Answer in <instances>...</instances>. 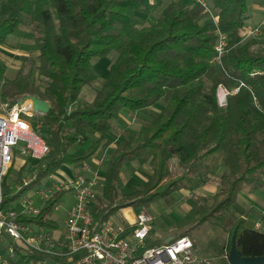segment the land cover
<instances>
[{
	"label": "trees",
	"instance_id": "trees-1",
	"mask_svg": "<svg viewBox=\"0 0 264 264\" xmlns=\"http://www.w3.org/2000/svg\"><path fill=\"white\" fill-rule=\"evenodd\" d=\"M210 1L205 2L216 14L215 22H201L202 6L176 0L152 25L143 26L135 13L149 14L150 7L142 0H0V47L25 22L38 51L19 57L13 79L5 77L0 65V106L27 96L50 105L49 112L38 117L47 152L39 160L35 179L11 192L10 170L2 180L1 207H13L61 167L86 164L122 110L142 112L148 118L138 131L122 129L107 151L101 193L91 207L95 221L146 209L180 191L193 195L223 167L217 191L210 197H195L196 220L179 235L189 237L193 228L212 229L211 264H228L233 234L243 257L263 256L264 232L247 227L252 209L237 202L244 189L264 190V52L242 44L248 0ZM216 29L228 37L220 64L213 62ZM112 51H117V58L95 99L74 106L82 88L97 79L92 61ZM219 87L227 92L223 107L218 103ZM160 102L165 109L153 111ZM89 130L97 138L82 152L70 153L74 145L89 140ZM126 163L147 166L151 177L141 190L117 204L118 177ZM173 163L178 174L172 173ZM65 194H55L39 215L18 220L57 232L53 208ZM161 245L159 241L149 247ZM14 249L9 264H37L49 258L30 249Z\"/></svg>",
	"mask_w": 264,
	"mask_h": 264
},
{
	"label": "built area",
	"instance_id": "built-area-1",
	"mask_svg": "<svg viewBox=\"0 0 264 264\" xmlns=\"http://www.w3.org/2000/svg\"><path fill=\"white\" fill-rule=\"evenodd\" d=\"M192 1L202 6L205 13H210L205 0ZM257 33L258 28L246 31L248 36ZM215 35L216 55L213 62L220 64L228 37L219 29L215 30ZM223 93L225 97L227 92L223 90ZM20 100L11 106H0V245L7 244L4 252L0 250V264L10 263L15 256V246L49 257L37 264H211L209 259L197 255L192 240L187 236L179 235L167 244L146 248L145 241L153 230L154 220L145 208L138 209L134 221L125 217L116 220L115 216L109 221H95L91 207L100 180L97 171L87 163L79 168L80 173L73 180L59 183L49 176L50 183L36 192L42 205L61 191L73 195L74 201L66 214L62 233L50 232L18 220L20 216L40 214L42 205L36 206L25 195L17 201V210L12 206L2 208L3 178L10 170L15 169L17 175L25 169L26 173H23L20 181L9 184L11 192L19 191L35 179L39 163L30 162H38L47 152L41 121L38 120L41 115L33 110L30 100L19 104ZM220 105L224 106L223 100ZM60 204L54 206V212ZM252 228L259 230L261 224L255 222Z\"/></svg>",
	"mask_w": 264,
	"mask_h": 264
},
{
	"label": "rangeland",
	"instance_id": "rangeland-1",
	"mask_svg": "<svg viewBox=\"0 0 264 264\" xmlns=\"http://www.w3.org/2000/svg\"><path fill=\"white\" fill-rule=\"evenodd\" d=\"M209 4L211 3L208 0ZM210 13L207 14L206 20H216V14L212 11L210 5L208 6ZM160 16V11H155L151 15V19L148 25H152L156 19ZM202 22V21H201ZM246 28L242 33V44L248 43L250 48L255 51L264 52V25L262 28H258V33L255 36H248L246 34ZM38 54L36 45L31 35V28L27 23H23L19 30L12 36H10L6 42L0 47V65L4 68L5 77L7 79H13L16 71L20 65L19 57L22 55L35 56ZM117 51H112L108 56L103 58H96L92 61V68L97 75L96 81L82 88L77 100L74 104L76 107H81L86 103H91L96 97V91L103 86L104 79L109 71L110 66L117 58ZM221 87L217 89V98L220 105L221 100L224 99V93ZM221 106V105H220ZM153 111L161 112L165 109V104L160 102L151 108ZM147 115L142 112L130 113L127 110H122L118 119L111 122V130L108 133L112 136L113 140H117L122 129L126 128L133 132H137L141 122L147 119ZM89 140L82 144H76L70 149V153L77 154L87 148L90 142L95 138V133L91 130L88 131ZM30 163L36 164L39 161H31ZM18 165H16V169ZM37 169V168H36ZM101 171L105 173V165L102 166ZM224 171L221 167L217 176L211 179V183L197 190L193 195L190 193H175L171 197L161 200L150 207L146 208L149 216L154 220L153 233L156 236H174L179 235L189 228H191L196 220L195 213V197H210L217 191L219 175ZM36 172V170H35ZM180 171L176 167L175 163L172 164V173L178 174ZM26 173L25 169L22 172ZM74 168L72 166H63L55 174L52 175L53 180H58L59 183H67L73 180ZM151 177V171L147 166L140 167L135 163H126L123 166L122 172L118 177V198L116 203L122 202L130 193L139 191L142 188V184ZM16 175L15 169L12 170L11 177L8 180V184L12 182L20 181ZM48 178L44 179L41 184L29 191L25 197H28L33 201L36 206H41L42 202L37 196L36 192L49 184ZM101 185L98 184L95 188V193L99 195L101 193ZM73 195L71 193L65 194L63 197L59 209L53 214L52 218L58 222L59 230L61 233L64 231V221L66 214L73 204ZM238 205L242 208H251L252 212L247 221V227L252 228L254 222L261 224L260 231L264 232V190H257L253 193H249L246 189L242 190L238 195ZM13 207L18 209V202L13 204ZM138 209L134 212L137 213ZM116 220H120V215L116 216ZM188 236L195 243L197 255L199 257L212 258L214 256V232L212 229L193 228L188 233ZM220 244V242H218ZM7 244L0 245V250L5 251ZM210 260V259H209ZM211 261V260H210Z\"/></svg>",
	"mask_w": 264,
	"mask_h": 264
},
{
	"label": "crops",
	"instance_id": "crops-1",
	"mask_svg": "<svg viewBox=\"0 0 264 264\" xmlns=\"http://www.w3.org/2000/svg\"><path fill=\"white\" fill-rule=\"evenodd\" d=\"M172 1L176 0H142L143 4L150 7V13L149 14H143V13H135V17L140 21V23L143 26H149V21L151 19V15L155 11H163V9ZM207 2V0H205ZM249 1V13H248V20H247V28L249 29H255V28H262V25H264V0H248ZM181 2L189 7L194 6V2L192 0H181ZM207 13L203 12L200 20L202 22L206 21L207 19ZM95 138H97V134H95ZM94 138V139H95ZM117 140H113L112 136L106 135V138L102 142L98 152L87 162V164L95 171H97L99 176V184L103 181L104 175L103 171H101L102 166L106 163V154L107 151L110 148H113L116 144ZM73 167V166H72ZM74 168V175H77L80 173V170L78 167ZM102 187V185H101ZM185 191H180L179 193H183ZM187 193V192H186ZM136 212L134 210H128L120 214V220L122 217H125L126 219L130 221H134ZM255 223V222H254ZM179 235L174 236H156L153 233V230L150 232L147 240L145 241V247L150 248L149 246L156 243V242H162V245L165 244V241L168 240L170 237H176ZM207 258V257H204ZM210 259V258H207Z\"/></svg>",
	"mask_w": 264,
	"mask_h": 264
},
{
	"label": "water",
	"instance_id": "water-1",
	"mask_svg": "<svg viewBox=\"0 0 264 264\" xmlns=\"http://www.w3.org/2000/svg\"><path fill=\"white\" fill-rule=\"evenodd\" d=\"M26 100L31 101L33 110L41 116L46 115L50 110V105L47 102H44L32 96L23 97L18 103L21 104ZM173 238L174 237H170L165 241V244L169 243ZM226 260L228 264H264V255L243 257L241 253L236 249L235 234H233L230 250L228 252Z\"/></svg>",
	"mask_w": 264,
	"mask_h": 264
}]
</instances>
